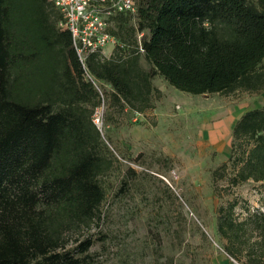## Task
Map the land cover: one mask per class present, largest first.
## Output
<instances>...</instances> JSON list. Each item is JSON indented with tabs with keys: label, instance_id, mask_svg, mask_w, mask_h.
Returning a JSON list of instances; mask_svg holds the SVG:
<instances>
[{
	"label": "trees",
	"instance_id": "1",
	"mask_svg": "<svg viewBox=\"0 0 264 264\" xmlns=\"http://www.w3.org/2000/svg\"><path fill=\"white\" fill-rule=\"evenodd\" d=\"M132 2L134 15H113L107 28L122 47L108 59H85L111 107L150 110L159 97L154 76L194 96L264 90V0ZM59 19L48 0H0V264H91L94 240L66 249V235L98 219L111 161L90 120L99 94ZM211 177L230 187L264 183V105L236 119L228 157ZM234 205L218 210L216 230L225 238L239 227ZM259 205L247 217L264 258V189Z\"/></svg>",
	"mask_w": 264,
	"mask_h": 264
},
{
	"label": "rangeland",
	"instance_id": "2",
	"mask_svg": "<svg viewBox=\"0 0 264 264\" xmlns=\"http://www.w3.org/2000/svg\"><path fill=\"white\" fill-rule=\"evenodd\" d=\"M151 84L159 97L150 110L134 114L111 107L108 88L94 82L99 102L89 106L90 120L111 165L101 176L98 219L72 228L65 248L91 238V264H264L247 217L260 210L264 183L230 187L211 177L228 157L234 122L264 105V90L194 96L158 76ZM230 203L239 227L225 238L216 218Z\"/></svg>",
	"mask_w": 264,
	"mask_h": 264
},
{
	"label": "built area",
	"instance_id": "3",
	"mask_svg": "<svg viewBox=\"0 0 264 264\" xmlns=\"http://www.w3.org/2000/svg\"><path fill=\"white\" fill-rule=\"evenodd\" d=\"M48 1L60 16L57 27L69 34L71 48L80 64L84 79L94 86V82L86 73L85 59L88 55H96L101 60L108 59L114 47H122L107 32V28L113 15H134L132 0ZM140 37L141 34H136L137 46L134 54H142Z\"/></svg>",
	"mask_w": 264,
	"mask_h": 264
},
{
	"label": "crops",
	"instance_id": "4",
	"mask_svg": "<svg viewBox=\"0 0 264 264\" xmlns=\"http://www.w3.org/2000/svg\"><path fill=\"white\" fill-rule=\"evenodd\" d=\"M107 51H109V50H107ZM125 111V110H124Z\"/></svg>",
	"mask_w": 264,
	"mask_h": 264
}]
</instances>
